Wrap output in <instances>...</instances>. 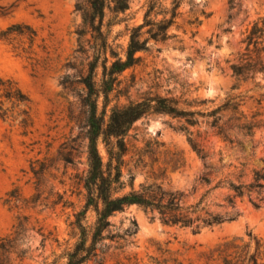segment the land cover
Wrapping results in <instances>:
<instances>
[{"label": "rangeland", "instance_id": "1", "mask_svg": "<svg viewBox=\"0 0 264 264\" xmlns=\"http://www.w3.org/2000/svg\"><path fill=\"white\" fill-rule=\"evenodd\" d=\"M154 1L157 8L151 18L161 20V10H171L174 0H129L120 21L104 27L109 30L108 43L121 57L130 30L143 23ZM78 4L84 9H78ZM89 8L88 0H0V31L24 22L39 35L33 59L0 40V77L14 79L29 94L34 120L25 131L18 122L0 117V264L64 262L79 240L73 222L85 202L81 178L87 169L81 79L95 62L103 38L85 22ZM178 11L166 39L151 37L148 26L142 29L148 50L138 52V64L119 76L121 84L111 94L107 112L160 95L178 99L187 110L207 114L217 109L224 118L244 112L257 123L252 136L233 132L242 142V151L216 135L213 117L196 116V124L185 123L192 136L213 153L208 164L193 150L188 133L175 129L185 118L150 111L132 124L126 136L130 153L124 167V192L132 189L128 180L132 172L135 189L141 183H157L184 193L191 203L222 177L216 172L220 150L224 164L247 162L241 182L248 183L252 169L262 164L264 80L261 75L254 80L238 78L230 64L245 48L242 41L252 23L264 17V0H182ZM114 18L107 10L105 25ZM107 54L113 60L110 51ZM95 72L100 82L102 58ZM231 98V106H223ZM102 104L101 98L100 111ZM99 148L105 156L102 143ZM204 177L213 180L211 185L202 182ZM230 193L227 187L212 190L211 208L221 210L218 205ZM235 201L234 220L198 231L158 217L152 220L141 207L132 205L111 217L115 232L124 234L129 229L130 233L125 239L109 241L105 264H226L225 258L249 264L252 254L258 264H264V202L256 208L247 195ZM94 221V212H88L87 223Z\"/></svg>", "mask_w": 264, "mask_h": 264}, {"label": "trees", "instance_id": "2", "mask_svg": "<svg viewBox=\"0 0 264 264\" xmlns=\"http://www.w3.org/2000/svg\"><path fill=\"white\" fill-rule=\"evenodd\" d=\"M181 2L182 0H174L171 10H161L164 15L161 20L151 18V14L157 8V1L152 2L145 12L143 23L130 30L129 43L124 57H121L108 43L109 30L105 31L104 27H110L113 23L120 21L119 14L129 9V0H88L90 8L84 12L85 22L92 31L103 38L95 62L91 65L89 73L81 79L85 88L82 102L86 107L87 169L81 178L85 202L83 207L74 214L73 224L79 230L78 242L64 256V262L54 259L48 264H105L107 252L111 247L109 241L125 239V235H129L130 231L128 229L124 234L115 232L112 229L111 217L132 205L141 207L152 220L158 217L164 223L189 226L195 231L203 226L234 220L238 215L235 201L238 197L247 195L254 207L262 206L264 202V155L260 158L261 166L252 169V179L244 183L240 179L244 175L247 162L241 161L238 166L232 162L224 164L221 150L216 172L222 177L213 187L191 203H188L184 193L165 189L161 184L141 183L140 187L135 189L132 172L128 177L132 189L124 192L126 187L124 167L127 165L126 156L130 153L126 136L132 124L150 111L169 114L174 118H185L186 122L179 124L175 129L188 133V140L193 150L206 164L209 163L213 153H210L192 136L193 132L185 123L196 124L198 121L196 116L213 117L211 125L216 128V135L231 148L238 147L239 151L243 150V145L233 135V132L252 136L253 129L257 126V123L247 119L244 112H231L224 118L218 114L217 109L207 114L198 110H187L180 106L178 99L160 95L114 106L108 114L110 96L121 84L119 76L127 68L138 64L141 60V57L137 56L138 52L148 50V40L141 39L142 29L148 26L147 32L156 40L169 37V28L180 14L178 10ZM78 9L84 8L78 4ZM107 10L113 12L115 18L113 22L109 21L105 25ZM38 37L37 29L24 22L11 24L0 31L1 41L11 45L17 54L32 59L37 55L35 45ZM242 43L245 48L236 53L230 64L233 74L244 80H254L261 75L264 80V17H259L252 23ZM108 51L113 60L109 59ZM101 58L102 77L100 82H97L95 71ZM101 98L103 104L100 111ZM232 99L223 106H231ZM31 104L32 99L29 94L14 79L0 77V117L2 119H12L27 131L34 125ZM100 143L104 145L105 156L99 148ZM70 155H72L71 152ZM231 167L234 169L231 170ZM225 169L229 170L225 173ZM202 179L206 185H211L213 182L208 177ZM219 187H227L232 193L226 196L224 204L218 205L221 210H214L209 204L208 195ZM90 211L94 212L95 221L89 225L87 215ZM22 225L23 223H20V227ZM1 248H5L3 242ZM239 261L240 259L234 261L225 258L226 264H233V262L238 264ZM249 264H258L254 254L250 256Z\"/></svg>", "mask_w": 264, "mask_h": 264}]
</instances>
